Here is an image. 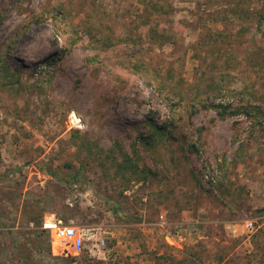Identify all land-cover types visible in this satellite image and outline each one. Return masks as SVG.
Returning a JSON list of instances; mask_svg holds the SVG:
<instances>
[{
  "label": "rangeland",
  "instance_id": "374dc122",
  "mask_svg": "<svg viewBox=\"0 0 264 264\" xmlns=\"http://www.w3.org/2000/svg\"><path fill=\"white\" fill-rule=\"evenodd\" d=\"M263 8L0 0V264H264ZM218 88L210 102L249 105L251 116L191 115L167 92L188 103ZM148 117L173 122L172 135L142 151L148 180L128 184L114 157L133 154ZM31 214L91 229L106 246L61 255L50 235L39 242Z\"/></svg>",
  "mask_w": 264,
  "mask_h": 264
},
{
  "label": "trees",
  "instance_id": "16d2710c",
  "mask_svg": "<svg viewBox=\"0 0 264 264\" xmlns=\"http://www.w3.org/2000/svg\"><path fill=\"white\" fill-rule=\"evenodd\" d=\"M258 16H259L258 23L260 26V24L264 22V8L260 11ZM238 17H241L242 19L245 20L246 23H243L244 25H246L249 20H253V15H251L247 10L243 12V15H238ZM244 32H245V28L243 27L242 33ZM162 39H165V36H162ZM4 65L5 64H3V66ZM4 70L7 72V74L11 73L10 69L7 66H4ZM10 84L12 85L20 84L19 76L16 82L11 80ZM164 87L162 89H165ZM167 92L172 105L175 103L178 104L181 107L182 111L184 110H187L188 112L191 111V115L197 114L198 111H200L201 109H210V108L216 109L221 119H226L227 117L230 116L233 117L239 115H246L250 117L251 114L253 113V110L249 107V105L245 106L242 104H238L235 106L234 105L224 106L221 104H216L214 100L210 102L208 99H211L212 95L219 96L221 93H223L222 88H218V90H213L211 92L212 94L210 92L209 93L204 92L196 96V98H194L193 100H190L188 103L186 97L182 95L180 92H175L172 89H169ZM205 97H207V100L205 99ZM189 105H191V107H189ZM152 119L153 118L150 117L146 118L147 122L143 124L142 126L143 128L138 129L139 136L137 137L136 145L133 148V154L129 155L127 152L125 151L123 152V150H120V155L122 157L120 158L114 157L115 160L113 162V166H117L120 169H122L123 172L127 173L128 177L125 174L124 176L127 179L128 184L131 183L132 180H141V181L148 180V177L152 175L153 172L146 165L142 151L145 150V152L149 154L151 149L155 146L158 140L164 139L168 141L169 137L172 135L171 129H172V125H174L173 122L171 123L168 122L160 126L156 124ZM145 129L147 130L144 131ZM75 133L79 134V132H75ZM91 144H92L91 140L86 141L85 148L86 147L88 148L87 151L89 153H94L93 150H91L93 149ZM4 175L5 174L0 175V180L1 178L4 177ZM127 183L124 185L125 186L124 188L127 187ZM42 218L43 217L41 215L37 214L35 216L31 214L30 221L28 222L30 223L32 221L35 224V228L33 230L36 233L37 235L36 237L39 240V242L42 241L44 237H49V234L41 229V225L43 221ZM38 245L40 244L38 243L37 246Z\"/></svg>",
  "mask_w": 264,
  "mask_h": 264
},
{
  "label": "built area",
  "instance_id": "2783aa9c",
  "mask_svg": "<svg viewBox=\"0 0 264 264\" xmlns=\"http://www.w3.org/2000/svg\"><path fill=\"white\" fill-rule=\"evenodd\" d=\"M34 227L35 224L33 222L30 223V228L34 229ZM246 228L249 230L253 229V221L246 222ZM41 229L50 235L53 248H60L61 255L66 257L81 254L86 249V242L95 241L88 248L92 253L93 251L101 253L106 246L103 239H95L96 235L90 234L91 229L66 224L63 219L58 218L56 215H46L42 221Z\"/></svg>",
  "mask_w": 264,
  "mask_h": 264
},
{
  "label": "bare ground",
  "instance_id": "6f19581e",
  "mask_svg": "<svg viewBox=\"0 0 264 264\" xmlns=\"http://www.w3.org/2000/svg\"><path fill=\"white\" fill-rule=\"evenodd\" d=\"M71 120L74 121V123L75 122H77V123L80 122L79 118L75 114H72ZM79 125H80V123H79Z\"/></svg>",
  "mask_w": 264,
  "mask_h": 264
}]
</instances>
